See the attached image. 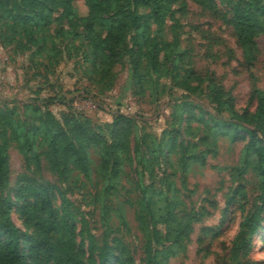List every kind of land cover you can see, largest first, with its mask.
<instances>
[{
    "label": "rangeland",
    "instance_id": "1",
    "mask_svg": "<svg viewBox=\"0 0 264 264\" xmlns=\"http://www.w3.org/2000/svg\"><path fill=\"white\" fill-rule=\"evenodd\" d=\"M230 1L236 0H212L210 8L173 3L158 33L171 46L153 64L139 52L135 67L122 54L96 69L80 28L57 35L58 51L42 61L32 55L34 47L0 45V110H14L24 127L32 119L28 106L37 101L59 121L72 110L83 112L108 137L114 113L132 117L130 160L112 181L93 155L89 175H60L45 144L37 141L35 153L24 154L0 132L7 154L0 209L8 198L15 226L29 231L33 224L21 212L28 199L16 188L39 184L73 228L76 245L86 253L105 247L109 264H145L156 252L164 264H264L259 179L254 159L242 157L256 107L252 90H264V34L252 35L249 66L234 35ZM72 4L86 14L84 0ZM209 81L220 87L219 105ZM85 90L95 98L83 96ZM252 213L258 227L241 255L235 235Z\"/></svg>",
    "mask_w": 264,
    "mask_h": 264
},
{
    "label": "trees",
    "instance_id": "2",
    "mask_svg": "<svg viewBox=\"0 0 264 264\" xmlns=\"http://www.w3.org/2000/svg\"><path fill=\"white\" fill-rule=\"evenodd\" d=\"M177 0H84L86 14L80 16L72 0H0V45L15 42L27 50L34 47L32 55L49 58L56 52L58 36L80 28L79 32L88 40L90 55L96 69L110 65L114 57L125 54L134 67L141 55L150 62L159 52H168L170 44L159 33L164 21ZM213 7L212 0H193ZM231 23L245 62L252 66L254 33L264 34V1L236 0L228 2ZM76 32V31H75ZM49 44V45H47ZM176 45L175 38L173 39ZM41 64V62H39ZM153 67V66H152ZM218 102L219 86L209 81ZM85 97L94 99L88 90ZM252 96L256 100L251 125L246 129L247 142L242 151L243 161L254 159L259 179V198L264 205V90L254 87ZM50 100V99H48ZM29 105L32 119L27 126L19 120L14 110H0V132L9 135L24 154L35 153L36 142L45 144L56 160L60 175L70 176L74 172L89 175L98 158L108 181L122 171L125 161L130 160L128 143L132 117L120 112L113 115L108 134L94 129L89 116L80 111L68 112L61 121L47 109L45 102ZM35 103V104H37ZM126 123V125H121ZM135 150V149H134ZM148 153L150 151H147ZM136 162H143L145 155H136ZM7 173L6 140L0 141V181ZM18 195L28 199L21 209L33 224L29 231H22L9 217V201L0 209V264H109L110 253L105 247L87 251L76 245L73 228L67 227L59 215L47 187L39 184H21L16 188ZM168 221V220H167ZM165 222V221H163ZM259 219L256 213L245 217L235 235V246L241 255L250 248V237L256 232ZM145 264H164L157 252L149 254Z\"/></svg>",
    "mask_w": 264,
    "mask_h": 264
}]
</instances>
